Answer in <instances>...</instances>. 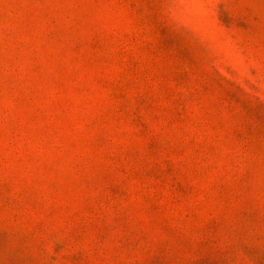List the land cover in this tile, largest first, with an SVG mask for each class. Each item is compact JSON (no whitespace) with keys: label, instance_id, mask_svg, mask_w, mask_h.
<instances>
[{"label":"rangeland","instance_id":"374dc122","mask_svg":"<svg viewBox=\"0 0 264 264\" xmlns=\"http://www.w3.org/2000/svg\"><path fill=\"white\" fill-rule=\"evenodd\" d=\"M0 264H264V0H0Z\"/></svg>","mask_w":264,"mask_h":264}]
</instances>
